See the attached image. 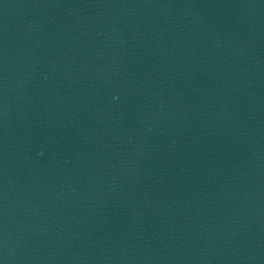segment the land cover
I'll list each match as a JSON object with an SVG mask.
<instances>
[{"label":"water","instance_id":"95a60500","mask_svg":"<svg viewBox=\"0 0 264 264\" xmlns=\"http://www.w3.org/2000/svg\"><path fill=\"white\" fill-rule=\"evenodd\" d=\"M0 264H264V0H0Z\"/></svg>","mask_w":264,"mask_h":264}]
</instances>
